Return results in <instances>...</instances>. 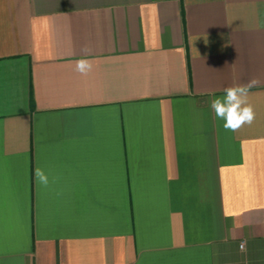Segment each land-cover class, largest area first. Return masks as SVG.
Returning a JSON list of instances; mask_svg holds the SVG:
<instances>
[{"label":"crops","instance_id":"crops-1","mask_svg":"<svg viewBox=\"0 0 264 264\" xmlns=\"http://www.w3.org/2000/svg\"><path fill=\"white\" fill-rule=\"evenodd\" d=\"M0 264H264V0H0Z\"/></svg>","mask_w":264,"mask_h":264},{"label":"clouds","instance_id":"clouds-1","mask_svg":"<svg viewBox=\"0 0 264 264\" xmlns=\"http://www.w3.org/2000/svg\"><path fill=\"white\" fill-rule=\"evenodd\" d=\"M76 70L87 74L92 68L90 61L80 59L75 62ZM258 84L257 79L250 80L247 84H240L225 88L224 95L215 97L211 101V109L217 119L222 120L226 130L236 131L244 124H251L254 119V111L248 103L250 89ZM35 177L38 183L47 185L48 177L42 169H35Z\"/></svg>","mask_w":264,"mask_h":264}]
</instances>
